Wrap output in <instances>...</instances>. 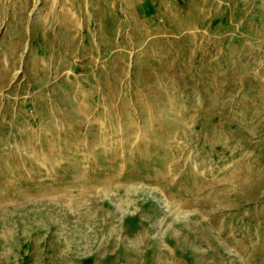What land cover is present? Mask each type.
I'll return each mask as SVG.
<instances>
[{
  "label": "rangeland",
  "instance_id": "rangeland-1",
  "mask_svg": "<svg viewBox=\"0 0 264 264\" xmlns=\"http://www.w3.org/2000/svg\"><path fill=\"white\" fill-rule=\"evenodd\" d=\"M10 17L56 52L0 69V264H264V0Z\"/></svg>",
  "mask_w": 264,
  "mask_h": 264
},
{
  "label": "crops",
  "instance_id": "crops-1",
  "mask_svg": "<svg viewBox=\"0 0 264 264\" xmlns=\"http://www.w3.org/2000/svg\"><path fill=\"white\" fill-rule=\"evenodd\" d=\"M48 24L47 22L26 21L17 22L13 18H9L0 26V69H3L9 74L16 75L20 73L22 67L25 69H36L45 65L47 54H53L56 51L48 52L45 46V39L48 38L46 33H40L38 39L35 35L38 25ZM59 45H54L58 47ZM61 53V49H57ZM8 77V76H7ZM8 81H4L7 84ZM14 84V83H13ZM46 84H41L39 93L45 96L49 92L44 88Z\"/></svg>",
  "mask_w": 264,
  "mask_h": 264
}]
</instances>
